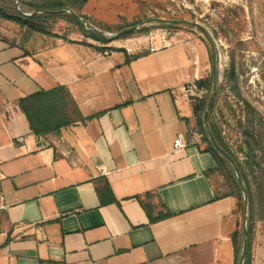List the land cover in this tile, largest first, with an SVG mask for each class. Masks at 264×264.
I'll return each instance as SVG.
<instances>
[{"label":"crops","instance_id":"1","mask_svg":"<svg viewBox=\"0 0 264 264\" xmlns=\"http://www.w3.org/2000/svg\"><path fill=\"white\" fill-rule=\"evenodd\" d=\"M64 25L0 17V264H232L238 201L193 133L190 46L129 59L145 51ZM59 85L83 119L35 135L20 99Z\"/></svg>","mask_w":264,"mask_h":264},{"label":"rangeland","instance_id":"2","mask_svg":"<svg viewBox=\"0 0 264 264\" xmlns=\"http://www.w3.org/2000/svg\"><path fill=\"white\" fill-rule=\"evenodd\" d=\"M23 1L39 0H0V4L14 12ZM65 11L85 16V25L102 29L110 38L105 50L145 51L129 59L147 55L152 46L156 50L173 43L190 46L203 74L200 79L213 80L211 89L198 96L212 97L204 128L219 133L250 182V198L242 191L243 197L237 199L238 221L243 224L247 196L249 264H264V0H72ZM68 22L51 17L45 26L67 31ZM134 25L135 31L115 36ZM193 133L201 136L198 124ZM213 183L219 193L240 192L219 171Z\"/></svg>","mask_w":264,"mask_h":264},{"label":"trees","instance_id":"3","mask_svg":"<svg viewBox=\"0 0 264 264\" xmlns=\"http://www.w3.org/2000/svg\"><path fill=\"white\" fill-rule=\"evenodd\" d=\"M72 1V0H70ZM69 0H39V1H23L19 2L18 9L14 12L7 9L6 6L0 4V17L19 23L22 26H28L34 30L48 32L46 29V21L53 17L54 19L66 18L68 21L77 26L78 29L85 37L92 38L103 44L110 41L103 30L93 29L91 25H85L84 21L74 17L71 12H66L70 4ZM85 3L87 0H76ZM28 12V14H26ZM81 16V15H80ZM86 19L85 16H82ZM87 20V19H86ZM88 22V20H87ZM81 43L93 46V44L86 41ZM99 50H105L103 46H96ZM112 50H123L113 48ZM134 56H138L135 54ZM128 59V58H127ZM199 88L203 90H210L213 84V80L199 79L196 81ZM208 102L207 94L202 97H197L193 102L194 112L197 117V124L200 126L202 140L206 143L205 150L210 152L217 162L215 171H219L228 181V183L234 186L237 185L240 189L239 193H235L234 189L228 194L235 195L237 199L242 198L243 189L235 175L233 167L228 159L223 156L212 144L209 139L208 133L204 128L203 113L206 109ZM20 105L24 112V115L28 121L29 128L32 133L40 136H47L49 134L58 135L60 129L74 122L76 119L81 120L83 116L81 112L72 100L69 92L63 85L56 86L49 90H39L35 93L29 94L20 99ZM213 135L217 143L225 149L231 157L236 161L239 170L241 171L242 178L244 180L245 189L248 197L251 195L250 182L247 179V175L242 168V163L237 157L231 152L228 146L223 142L219 133L212 129ZM232 186V187H233ZM251 225L247 221V253L244 264H249V250L251 245L250 240ZM233 251H234V263L238 264L239 255L243 242V224L237 222L236 229L231 235Z\"/></svg>","mask_w":264,"mask_h":264},{"label":"water","instance_id":"4","mask_svg":"<svg viewBox=\"0 0 264 264\" xmlns=\"http://www.w3.org/2000/svg\"><path fill=\"white\" fill-rule=\"evenodd\" d=\"M71 13L74 15L75 18L79 19V20H82L84 21L85 23H88L87 20L85 18H83L82 16L76 14L75 12H72ZM91 28L93 29H97L96 27L94 26H91ZM136 29H138L137 26H131V27H128V28H125L121 31H119L118 33L115 34V36H120V35H124V34H127V33H130L132 31H135ZM211 101H212V97L209 98L208 100V103H207V107H206V110L204 112V116H203V120H204V124L206 125V119H207V115H208V110H209V107H210V104H211ZM207 126V125H206ZM207 133H208V136H209V139L210 141L212 142L213 146L223 155L225 156L228 161L231 163V165L233 166L234 168V171L236 173V176H237V179L243 189V191L245 192L246 189H245V186H244V183H243V178H242V174L241 172L239 171L234 159L231 157V155L225 150L223 149L216 141L212 131L208 128L207 129ZM244 207H245V215H244V218H243V242H242V247H241V251H240V255H239V261H238V264H244L245 263V259H246V253H247V213H246V209H247V196H245V202H244Z\"/></svg>","mask_w":264,"mask_h":264},{"label":"built area","instance_id":"5","mask_svg":"<svg viewBox=\"0 0 264 264\" xmlns=\"http://www.w3.org/2000/svg\"><path fill=\"white\" fill-rule=\"evenodd\" d=\"M151 51L156 50L155 47L150 48ZM183 90L185 93L189 94L193 100H195L201 92H203V89L199 88L197 85L196 81H191L187 83L184 87ZM175 146L177 148L184 146L183 138L179 136L177 139H175Z\"/></svg>","mask_w":264,"mask_h":264}]
</instances>
